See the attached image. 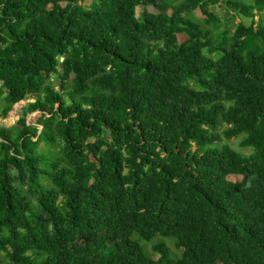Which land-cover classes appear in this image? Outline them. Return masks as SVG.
<instances>
[{"label": "trees", "instance_id": "1", "mask_svg": "<svg viewBox=\"0 0 264 264\" xmlns=\"http://www.w3.org/2000/svg\"><path fill=\"white\" fill-rule=\"evenodd\" d=\"M255 9L0 0V114L34 98L0 126V264H264Z\"/></svg>", "mask_w": 264, "mask_h": 264}, {"label": "rangeland", "instance_id": "2", "mask_svg": "<svg viewBox=\"0 0 264 264\" xmlns=\"http://www.w3.org/2000/svg\"><path fill=\"white\" fill-rule=\"evenodd\" d=\"M86 3V2H84ZM156 9L150 6H138L135 8V15L137 17H139L141 14L143 13H156ZM210 11L213 12L219 19L220 21L223 23L225 21V19L227 18V16H229V20H227L224 25L225 28L228 30H233L236 23H238V19L236 17H234L232 19L233 15H229L226 14V11L224 9V7L220 6V5H215L214 7L210 8ZM254 17H253V22L256 24L259 21L261 23H264V11L260 10V9H255L254 11ZM194 14L196 17H200L201 14L199 13L198 10L194 11ZM250 20L245 21V24H248ZM212 57H216V55L212 56ZM52 82L54 83V85H56V79H52ZM57 88V87H55ZM4 97V95L0 94V98ZM34 102V98L33 97H28L27 99L20 101L16 104H14L11 109L7 112L6 116H2L0 114V126L2 127H12L17 120L23 115V113L25 112V107L28 103H33ZM1 107H2V103L0 102V112H1ZM41 116V114L39 112H33V113H26L25 119H26V123L28 125H31L33 127H39L40 126L38 124V119ZM240 142V137L238 138H232L230 141H228V145L229 147L233 148V149H237L238 148V144ZM242 154L248 155L249 154V150H244L242 152ZM230 181H238L240 179V177L238 176H232L228 178Z\"/></svg>", "mask_w": 264, "mask_h": 264}]
</instances>
